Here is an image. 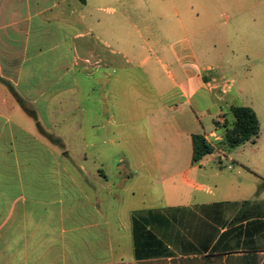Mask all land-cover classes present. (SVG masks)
<instances>
[{"label": "crops", "instance_id": "obj_1", "mask_svg": "<svg viewBox=\"0 0 264 264\" xmlns=\"http://www.w3.org/2000/svg\"><path fill=\"white\" fill-rule=\"evenodd\" d=\"M106 1L88 17L76 0H0V264H264L263 189L249 201L230 182L216 192L195 178L213 175L209 155L192 162L194 134L211 155L228 150L220 103L264 118V95L238 103L227 76L264 55V29L222 31L217 16L232 8L241 23L254 4L141 0L151 13L132 30ZM206 36L222 66L199 54Z\"/></svg>", "mask_w": 264, "mask_h": 264}, {"label": "rangeland", "instance_id": "obj_2", "mask_svg": "<svg viewBox=\"0 0 264 264\" xmlns=\"http://www.w3.org/2000/svg\"><path fill=\"white\" fill-rule=\"evenodd\" d=\"M76 1L82 8L84 7V11L86 12V15H88V17H92V15H104L105 10L102 9L103 11H99L97 10V7L100 6L101 8H106L110 4L106 0H104L102 3H98L96 0H87V4L83 6L78 0ZM243 1H249L250 3L254 4L251 9L246 4L243 6V21L241 23L235 22L234 9H223L217 12V16L219 17V29L223 31L233 26L241 36L256 31V27L261 30L264 29V4H260L262 3V0ZM113 2H115V4L113 5L117 9V17L126 13L131 17V20L120 22L118 23V25H125V28L134 30L135 28H133L132 24L135 23L140 29L143 28L144 24L140 21L139 16L146 14L147 16H149L151 12L147 11L144 5H140L141 0H124L122 1L123 3L119 0H113ZM153 8L155 10L156 7ZM224 16H231V21L226 22L224 20ZM252 17L256 19L255 26H251L246 23L249 22ZM146 24L150 26V30H153L155 32L156 30H158L156 20H151ZM221 30L215 31L220 32ZM210 37L211 36H206L203 38L206 43H203L207 48L206 53H203V51H201L204 48H200L199 43H197L196 48L200 55H204L208 59L210 58L211 60H213L216 64L221 65L222 57L220 54L221 52L219 53V43L217 46L218 50L214 49V51H211V53L208 52V47H210L209 45L211 44ZM194 39L196 41L197 37ZM199 39L201 40V38ZM213 40L216 41L217 39L214 38ZM217 42H213L212 46ZM249 63L250 65L246 68H240L235 71H228L227 76L236 78V88L243 89L244 99L237 100L238 103L247 104L249 102V98L252 97L255 101V105H257L261 104V96L264 95V55H261V58L256 59L253 58L252 55H249ZM221 69H219V71L222 72L223 70ZM220 105H222V112L225 114L224 117L227 119L228 126H231L235 121L233 113L226 106V103H220ZM205 115L207 116V113H205ZM205 115L203 113H199V117H203ZM213 118H218V116L214 115ZM213 118L203 119V124L206 126L214 125ZM224 131L225 127L219 126L218 132L222 134ZM181 141L186 142V138L184 136H181ZM217 144L218 148L227 149L223 141L217 142ZM54 149L56 150V152L61 154L62 151L58 146L55 145ZM88 152L93 153L94 151L89 149ZM99 153H101V155H103V157L106 159H117L119 157V154L121 153V150L114 149L113 147L109 146H102ZM40 156L41 154H39L38 152V157ZM218 156L219 159H216V157ZM208 159L210 160V162L204 167V173H211L213 175L209 177H202L197 175L195 178L199 180L200 183L203 182L212 190L220 193L227 187L228 182H230L232 186L236 187L239 191L242 192V194L240 195L242 200L249 201L257 199V197L259 196V194L257 193L258 188L260 187V189H263L264 191V118L261 117L260 132L256 137L255 142L249 141L236 147L228 148L225 153H219L218 155H209ZM118 168L119 166L117 165V162H111V164L108 165V169H110L113 178H115V176H118L115 175ZM120 169H122V167H120ZM177 185L179 184H175V186ZM162 186L165 191L172 190V185L170 182H164ZM177 190H180L181 192L188 191L182 185H179Z\"/></svg>", "mask_w": 264, "mask_h": 264}, {"label": "trees", "instance_id": "obj_3", "mask_svg": "<svg viewBox=\"0 0 264 264\" xmlns=\"http://www.w3.org/2000/svg\"><path fill=\"white\" fill-rule=\"evenodd\" d=\"M79 1L83 4L86 3V0ZM0 81L4 80L0 78ZM230 111L233 113L235 121L231 126L225 125L223 143L227 149L245 142H255L260 132L259 120L255 111L251 107L240 105H233ZM47 136L51 140L59 141V139H53L51 135ZM192 147V162L194 164L200 162L205 156L215 152V148L200 134L192 135Z\"/></svg>", "mask_w": 264, "mask_h": 264}, {"label": "built area", "instance_id": "obj_4", "mask_svg": "<svg viewBox=\"0 0 264 264\" xmlns=\"http://www.w3.org/2000/svg\"><path fill=\"white\" fill-rule=\"evenodd\" d=\"M206 139V141L208 140V138H205Z\"/></svg>", "mask_w": 264, "mask_h": 264}]
</instances>
